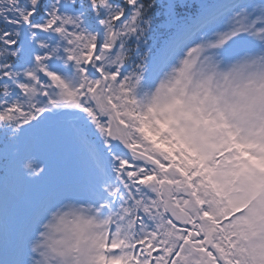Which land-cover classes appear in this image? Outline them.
I'll return each mask as SVG.
<instances>
[{"label": "snow or ice", "instance_id": "obj_1", "mask_svg": "<svg viewBox=\"0 0 264 264\" xmlns=\"http://www.w3.org/2000/svg\"><path fill=\"white\" fill-rule=\"evenodd\" d=\"M0 137V264H264V0H0Z\"/></svg>", "mask_w": 264, "mask_h": 264}, {"label": "rangeland", "instance_id": "obj_2", "mask_svg": "<svg viewBox=\"0 0 264 264\" xmlns=\"http://www.w3.org/2000/svg\"><path fill=\"white\" fill-rule=\"evenodd\" d=\"M196 1L199 2V0ZM220 2H227V0H221ZM0 148H2V137H0ZM19 152L25 164L30 162L40 164L41 167L44 166V163L52 164L50 154L43 147L27 138L19 143ZM56 168L58 175L65 179L86 175V162L71 143L63 149L62 154L56 161ZM17 185L22 191L27 190L23 180L18 179Z\"/></svg>", "mask_w": 264, "mask_h": 264}, {"label": "trees", "instance_id": "obj_3", "mask_svg": "<svg viewBox=\"0 0 264 264\" xmlns=\"http://www.w3.org/2000/svg\"><path fill=\"white\" fill-rule=\"evenodd\" d=\"M156 38H157V40H159V39L161 38V36L159 35V36H157ZM154 42H155V41H154Z\"/></svg>", "mask_w": 264, "mask_h": 264}]
</instances>
